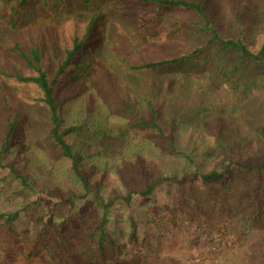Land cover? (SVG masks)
Listing matches in <instances>:
<instances>
[{
    "label": "rangeland",
    "instance_id": "rangeland-1",
    "mask_svg": "<svg viewBox=\"0 0 264 264\" xmlns=\"http://www.w3.org/2000/svg\"><path fill=\"white\" fill-rule=\"evenodd\" d=\"M214 22L233 38L246 41L254 50L264 43V0H207ZM135 6L118 0H0V161L12 163L25 174L24 186L8 167H0V213L19 212L14 230L9 231L0 218V262L11 264H103L92 260L89 247L96 244L105 213L101 199L124 194L131 167L139 163L159 166L167 173L207 172L228 155L249 161L264 155V95L250 101L244 109L224 120L220 129L223 148L211 159L198 155L215 146L207 130L180 125L173 134L174 145L185 155L173 153L168 141L151 133L132 140L122 148L105 152L95 136L114 134L120 125L137 115L148 116L146 100L159 105L158 121L168 130L170 118L188 89L204 83L208 69L192 63L177 70L135 71L120 68L121 52L136 38L142 40L133 63L155 59L159 53L176 55L203 46L206 35L200 31L202 18L192 11L173 10V19L187 23L182 29L154 33V25L143 36L144 25L133 21ZM93 14H101L98 39L86 46L79 65L69 70L56 91L68 124L84 125L86 137L72 135L74 149L81 156L80 168L87 176L84 185L48 139L50 115L33 98L40 93L28 84L7 76L21 69L29 73L12 49L18 44L29 50L40 46L49 68L56 66L51 42L62 52L64 42L84 28ZM89 63L107 67L118 75V91L123 101L87 80L83 72ZM83 84L85 87H80ZM221 88V89H220ZM222 96L225 91L217 88ZM233 96L232 92L227 93ZM17 106L22 122L7 139L4 117ZM133 107V111L125 105ZM161 199V200H160ZM229 209L235 223L233 235L224 236L231 245L208 243L193 232L191 218H223L228 203L221 198L207 201L201 192L184 189L170 198L160 195L142 198L131 205H115L107 212L106 228L119 247L108 253L105 264H247L254 247L264 245V211L241 198ZM159 206L185 211V220L164 226L150 223ZM135 224V225H134ZM136 229V240L131 234ZM42 237V240L40 238ZM232 238V239H231ZM243 240V241H241ZM149 246L159 258L141 259L139 251ZM151 254V253H150Z\"/></svg>",
    "mask_w": 264,
    "mask_h": 264
},
{
    "label": "trees",
    "instance_id": "trees-1",
    "mask_svg": "<svg viewBox=\"0 0 264 264\" xmlns=\"http://www.w3.org/2000/svg\"><path fill=\"white\" fill-rule=\"evenodd\" d=\"M124 5H133V21L144 25L143 36H149L146 32L151 30L150 25H154V33L159 35L164 31L182 29L187 23L173 19L170 11H192L200 18V31L206 35L203 46L197 47L189 52L170 55L159 53L155 59L147 62L133 63L131 60L138 55L137 50L142 47L140 38L128 41L127 50L121 52L118 64L120 68L129 65L135 71H163L177 70L189 64L196 63L205 66L208 74L205 82L188 89L181 95L179 106L170 118L168 130L158 121L159 105L152 99L146 100L148 116L137 115L120 125L114 134L100 133L95 136L99 146L105 152L115 151L122 148L132 140H138L144 133H151L159 138L168 141L166 147L176 154L189 155L179 150L173 142V134L180 125H189L207 130L214 139L215 146L201 152L198 157L207 160L219 154L223 143L220 139V129L224 120L229 119L236 113L241 112L244 106L250 101L258 99L264 95V43L254 50L250 45L240 38H233L226 35L223 30L214 22L211 12L208 10L207 0H118ZM102 22L101 14H93L87 20L83 29L75 32L63 44L62 52L55 42H51L53 56L56 59V66L51 70L42 56L40 46L25 50L14 45V52L22 65L29 69L25 74L21 69L12 70L7 76L14 81L28 84L34 87L39 96L33 98L34 101L41 102L47 108L50 115V127L48 139L54 149L59 150L61 157L69 161L70 169L74 175L88 184L87 176L80 168L81 156L74 149L70 140L72 135L82 138L86 137L84 125L68 124L61 114V106L83 90L81 88L66 99H58L56 91L61 85L63 78L69 70L80 64L85 53L86 46L98 39V28ZM87 80L97 83L119 101H123L118 91V75L116 71H110L107 67L96 66L89 63L83 72ZM80 87H85L81 84ZM222 87L224 95H220L217 88ZM221 89V88H220ZM232 92L233 96L227 93ZM4 122L7 127V139H10L13 132L22 122V115L17 106L8 105ZM126 109L133 111L129 104ZM264 138V133L259 131ZM0 167H8L13 175L20 179L24 186L28 185L25 174L21 173L12 163L5 164L0 161ZM184 189L190 192H201L207 201L221 198L227 201L228 210L223 218H191L193 232L198 238H203L205 242L231 245L232 242L224 241V236L233 235L235 223L231 219L233 212L229 209L236 208L241 198L254 204L255 211H264V155L249 161H244L236 155H228L222 159L215 167L207 172L181 171L167 173L157 165L139 163L138 166L131 167V174L126 182V192L124 194L112 195L108 200L101 199L105 213L99 226L92 232V236L98 232L99 236L96 244L89 247L88 251L95 262L105 264L109 258L108 253H115L118 250L115 239L106 228L107 212L115 205H131L134 200L149 198L154 199L159 195L170 198L181 193ZM161 200V199H160ZM236 206V207H235ZM159 210L152 213L150 223L164 226L178 223L185 220V211L182 208L174 213L173 208L159 206ZM19 212L0 213V218L4 219L9 231L14 230V221L18 218ZM135 225V224H134ZM136 229L132 232V240H136ZM42 240V237L40 238ZM243 241V240H241ZM253 254L247 257V264H264V245L254 247ZM141 259L150 257L159 258L156 249L149 246L139 251ZM151 253V254H150ZM0 264H5L0 262ZM11 264H18L12 262Z\"/></svg>",
    "mask_w": 264,
    "mask_h": 264
}]
</instances>
